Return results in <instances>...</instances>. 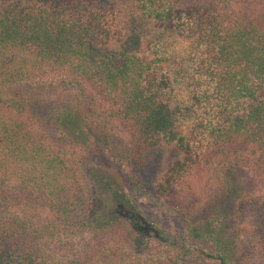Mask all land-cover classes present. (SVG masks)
I'll list each match as a JSON object with an SVG mask.
<instances>
[{
    "label": "trees",
    "instance_id": "obj_1",
    "mask_svg": "<svg viewBox=\"0 0 264 264\" xmlns=\"http://www.w3.org/2000/svg\"><path fill=\"white\" fill-rule=\"evenodd\" d=\"M102 113L178 235L81 167ZM0 264H264V0H0Z\"/></svg>",
    "mask_w": 264,
    "mask_h": 264
},
{
    "label": "rangeland",
    "instance_id": "obj_2",
    "mask_svg": "<svg viewBox=\"0 0 264 264\" xmlns=\"http://www.w3.org/2000/svg\"><path fill=\"white\" fill-rule=\"evenodd\" d=\"M34 85L42 93L43 97H67L69 94L76 95L75 92H67L58 80H44L36 82ZM83 98L82 96H80ZM80 98V99H81ZM84 99V98H83ZM82 100V99H81ZM85 109H89L88 105ZM96 113L100 109H96ZM88 112V111H87ZM92 114V113H91ZM92 121L96 126L91 125L88 129L94 132L92 139L93 145L91 150L86 152V155L81 160V167L83 170L89 171L87 165H96L99 169L95 172L94 177L100 178L103 176L115 177L123 183L127 189L130 197L142 208L146 216L162 226L169 234L178 235L179 229L173 221L170 213L166 210L163 202L155 195L154 185L157 177L162 170L167 166L172 157V153L162 150H149L141 161L133 160L117 153V159L112 158L111 154L105 151L109 146L124 148L128 145V140L123 138L124 129L115 121L108 119L105 114L101 116L91 115ZM49 137L55 139L58 136V130L55 125L51 123L47 126ZM93 137V136H92ZM125 140L123 142V140ZM244 186H248L250 191L254 194L261 193V185L258 179L250 172L246 171L243 174Z\"/></svg>",
    "mask_w": 264,
    "mask_h": 264
}]
</instances>
